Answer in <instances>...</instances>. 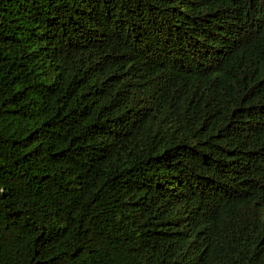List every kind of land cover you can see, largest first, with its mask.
<instances>
[{"label": "trees", "instance_id": "16d2710c", "mask_svg": "<svg viewBox=\"0 0 264 264\" xmlns=\"http://www.w3.org/2000/svg\"><path fill=\"white\" fill-rule=\"evenodd\" d=\"M0 264H264V0H0Z\"/></svg>", "mask_w": 264, "mask_h": 264}]
</instances>
